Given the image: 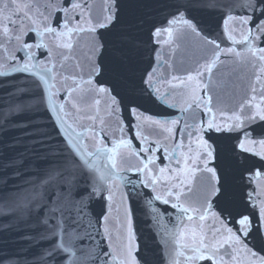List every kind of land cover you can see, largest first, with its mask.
<instances>
[{"label": "snow or ice", "instance_id": "6c2138e0", "mask_svg": "<svg viewBox=\"0 0 264 264\" xmlns=\"http://www.w3.org/2000/svg\"><path fill=\"white\" fill-rule=\"evenodd\" d=\"M161 6L144 37L123 30V0H0V135L17 133L0 220L28 242L0 264H154L133 199L159 264H264V0ZM145 99L181 115L146 116Z\"/></svg>", "mask_w": 264, "mask_h": 264}, {"label": "water", "instance_id": "95a60500", "mask_svg": "<svg viewBox=\"0 0 264 264\" xmlns=\"http://www.w3.org/2000/svg\"><path fill=\"white\" fill-rule=\"evenodd\" d=\"M101 0H96V3H100ZM124 3V16H123V30L126 34L135 36L146 37V26L141 25V21L160 23L164 19V13L162 12L161 0H123ZM202 23L211 28L215 29L217 24V18L215 17H203ZM224 46V45H222ZM151 49V45H148ZM157 51L166 55L168 48L161 44L157 47ZM154 55V54H153ZM183 55L182 51L177 52V59ZM152 61V57L145 53L142 57L138 58L135 62L137 75L144 69L149 67ZM187 67V65H185ZM164 71L167 73L170 70L165 68ZM178 74H185L179 72ZM168 90L167 85H162V91ZM5 98V93L0 91V101ZM65 99H67L65 97ZM144 108L146 109L145 115L151 116L154 119H174L179 117L181 114L178 109H168L165 105L154 104L151 101L145 99L141 101ZM34 121L37 124L46 123L45 117L41 113L34 115ZM17 135L16 132H4L0 135V152H3L4 158L0 159V164H4L7 158L14 154L17 149L13 147V138ZM135 143V141H134ZM172 145L169 144V147ZM160 155V153H154ZM162 165L167 167L168 161L166 159L161 161ZM130 177H134L133 173H126ZM126 191L127 189H123ZM120 189L114 193V204L112 210L109 213L111 218L123 217V209L120 207ZM133 208L132 222L133 229L135 232V243H138L141 247H147V250L152 256L154 264H159V257L162 250L160 236L158 229L154 224L150 214H145L142 202L136 199L131 201ZM162 208L167 209L168 206L159 205ZM116 208H120V212L116 211ZM97 212L100 211L98 206H95ZM8 221L0 220V250L3 253H8L16 250L18 247L28 243L22 239L24 233L20 232L15 225H10Z\"/></svg>", "mask_w": 264, "mask_h": 264}]
</instances>
